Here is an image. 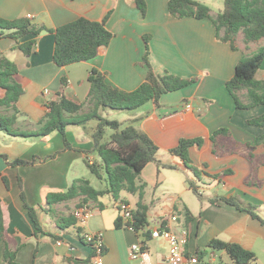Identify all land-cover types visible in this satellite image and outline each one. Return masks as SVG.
<instances>
[{"label":"crops","instance_id":"0c3cea01","mask_svg":"<svg viewBox=\"0 0 264 264\" xmlns=\"http://www.w3.org/2000/svg\"><path fill=\"white\" fill-rule=\"evenodd\" d=\"M145 1L147 14L143 17L134 0H0L1 18L27 19L36 27L48 29H57L81 17L103 21L111 14L106 26L114 34L111 43L101 48L94 59L59 67L54 62L55 34L44 31L26 36L23 42L36 41L34 52L27 57L16 42L0 30V58L16 64V80L24 89L16 104L20 116L15 128L19 131L41 129L40 123L49 112V104L59 98L63 77H67L69 83L66 96L80 103L88 97L89 74L94 69L106 75L110 86L128 92L136 90L148 74L143 64L148 45L149 61L157 75L172 74L195 80L185 89L163 95L160 106L148 103L126 112L120 121L149 136L159 147V160L176 167L160 168L150 163L142 171L141 179L146 184L144 201L150 207L149 228H158L164 220L177 215L179 224L189 230L188 256L197 257L199 252L207 250L204 263L199 264H235L226 252L208 248L216 239L240 244L256 253L257 260L251 264H264V225L223 201L210 202L218 197L239 198L254 206L264 218V143L257 142L264 131L248 123L264 114V105L250 110L237 109L226 87L241 59L264 45L241 43L239 50L234 51L229 43L217 37V28L211 19H176L169 14V0ZM209 8L212 15L222 12ZM145 36L150 37L148 44ZM257 78L264 81V61ZM3 96L4 91L0 89V97ZM87 110L85 106L84 111ZM106 111L103 113L112 115ZM73 116L67 114L69 118ZM108 118L116 120V117ZM96 126L95 121L86 126L70 124L67 127L70 149L65 147L59 132L43 138H22L0 131V210L7 242L17 252L16 260L20 264H73L70 260L88 259L92 249L80 236L97 233L103 234V264H143L130 257L131 246L143 243V239L124 226L116 228L121 213L115 202L114 210L101 202H92L96 207L94 215L82 226H69L64 221L69 216L68 205L72 207L70 202L76 201L73 204L76 206L79 199L59 203L53 207V212L41 209L48 208L49 193L65 192L77 179L86 178L97 189L106 187V182L97 178L95 182L83 168L87 167L85 152L90 153L88 158L92 162L101 161L93 152L92 134ZM221 128L228 129L229 133L219 136L215 146L211 137ZM195 138L204 140L201 146L190 149L192 164L200 172L198 176L170 153L180 140ZM3 155L8 156V161H36L32 165L12 166ZM189 182L198 188L202 200ZM22 192L27 203L38 210L45 233L35 235L33 222L23 205ZM122 197L136 209L138 195L123 193ZM99 203L103 209L99 208ZM60 207H63L61 212ZM187 211L191 214L189 221ZM78 228L82 231L80 235ZM4 247L0 242V264H9L4 257ZM147 247L152 264H165L169 251L167 240L151 239Z\"/></svg>","mask_w":264,"mask_h":264},{"label":"trees","instance_id":"16d2710c","mask_svg":"<svg viewBox=\"0 0 264 264\" xmlns=\"http://www.w3.org/2000/svg\"><path fill=\"white\" fill-rule=\"evenodd\" d=\"M134 1L142 16L145 17L147 14L146 1ZM168 11L170 16L176 19L185 17L211 19L217 28V37L229 43L234 51L239 50L237 39L240 33L243 34L246 44L260 43L264 39V0H225L224 10L217 15H212L211 9L197 0H169ZM110 15L103 21H92L81 17L57 29H48L44 26L36 27L27 19L6 20L0 17V30L7 33L16 42L17 48L27 57L34 52L36 41L23 42L26 36L39 35L44 31L55 34L54 62L59 67H67L94 59L98 56L101 48L107 47L111 43L114 34L106 26ZM149 38L145 36L146 44H148ZM149 54L150 50L147 45L143 64L147 67L148 74L145 82L134 91L128 92L110 86L107 83L106 75L94 69L89 74L90 92L88 97L84 103H80L66 96L65 89L69 83L67 77H63L62 87L58 93L59 98L49 104V112L40 123L41 129L38 131H19L15 128L20 116L16 104L23 95L24 89L16 80L18 74L16 64L5 57L0 58V89L4 91V96L0 97V131L22 138H43L53 132H59L64 138L65 147L70 149L71 146L67 139V127L70 124L86 126L93 121L97 123L92 134L93 152L98 154L101 161L92 162L88 158L90 153L85 152L87 156L85 163L98 180L106 182V187L97 189L90 180L77 179L67 191L49 193L46 202L48 208L41 207V209L47 213L53 212L55 211L53 207L57 204L77 199L80 201L78 204L80 207L92 202L98 203L100 197L104 196H110L117 207L119 203H128L122 197L123 193L138 195L139 201L136 209L132 211L129 225H132L136 233L140 234L144 244L153 238L149 229L150 207L144 201L146 184L141 179L142 171L150 163H156L160 168L176 169V167L163 164L159 160V147L149 136L132 125L125 126L118 120L104 117L103 112L106 110L132 112L151 102L158 107L163 95L180 91L195 83V80L183 79L172 74L157 75L149 61ZM263 61L264 47H261L256 53L241 59L236 67L234 77L227 82V90L233 97L237 109L250 110L264 105V81L257 78ZM85 106L88 107L87 111H84ZM2 109L5 110V114ZM10 111H13V114L10 115ZM67 114L74 116L69 118ZM248 123L264 131V114L249 120ZM108 130L111 131L110 134H108ZM228 133L229 130L226 128L215 131L211 137L215 146L217 138L228 135ZM257 142L264 143V135ZM203 143L202 138L182 139L175 148L170 150V153L179 157L185 167L198 176L200 172L192 164L190 149L194 146H201ZM2 157L9 160L6 155ZM35 161L36 159L33 161L18 159L8 161V163L12 166H20L32 165ZM188 184L202 200L198 188L192 182ZM21 198L24 208L33 222L35 235L45 233L41 226L38 210L27 203L24 192H22ZM219 201H223L239 211L247 212L264 225V218L258 214L257 209L241 199L218 197L210 200L212 204ZM99 208L103 209L101 203H99ZM186 218L187 221L191 219V214L188 211ZM64 221L68 222L69 226L77 225L73 214H69ZM115 225L117 229L123 227L121 215ZM5 231L4 217L0 210V242H3L5 246V260L9 264H20L16 260L17 252L12 250L7 242ZM81 233L82 231L78 228V234ZM50 236L55 237L54 235ZM80 238L82 242H86L84 237L80 236ZM208 248L213 251L226 252L235 264H251L257 260L255 252L247 250L237 243L216 239L209 243ZM206 255L207 250L201 251L197 254V258L201 263H204ZM94 256L95 253L92 250L88 259L70 260V263L92 264Z\"/></svg>","mask_w":264,"mask_h":264},{"label":"built area","instance_id":"2783aa9c","mask_svg":"<svg viewBox=\"0 0 264 264\" xmlns=\"http://www.w3.org/2000/svg\"><path fill=\"white\" fill-rule=\"evenodd\" d=\"M28 18H32V15H28ZM186 108L189 110L191 106H186ZM117 207L121 213L123 226L136 233L134 227L129 225L132 218V207L128 203H119ZM95 209L96 207L90 203L78 207L74 212L77 224L85 225L93 217ZM150 231L153 239H165L169 243L165 264H199L200 261L197 257H189L187 254L189 230L179 224L177 215H172L169 219L164 220L158 228L150 229ZM84 238L95 253L92 264H103L105 253L103 234H84ZM130 257L134 261H142L143 264H152L147 244L144 243L133 244L130 248Z\"/></svg>","mask_w":264,"mask_h":264},{"label":"rangeland","instance_id":"374dc122","mask_svg":"<svg viewBox=\"0 0 264 264\" xmlns=\"http://www.w3.org/2000/svg\"><path fill=\"white\" fill-rule=\"evenodd\" d=\"M198 1H200L201 3H203L204 5H208L209 7H211L212 8V10L213 11H215V12H220V11H223L224 10V8H225V1L224 0H198ZM237 42H238V45L240 46V44L242 43V44H245V42H244V36H243V34L242 33H240L239 35H238V39H237ZM241 44V45H242ZM258 44H260V46L261 45H264V39L260 42V43H258ZM254 46H258V45H254ZM257 48V47H256ZM106 112H111L110 114H112V115H108V113H103V116L104 117H109V116H111V117H116L115 119L116 120H119V121H123L122 120V116H123V114H126V112H124V111H112V110H107ZM96 123V122H95ZM111 133V131L110 130H108V134H110ZM83 168H84V170H85V172L87 173V176H89V177H91L92 178V180H94L95 182L97 181V179H96V177L95 176H92V174L90 173V171H86V170H88L87 169V167L86 166H83ZM99 183V182H98ZM100 184V183H99ZM76 202V201H75ZM75 202H70V204H72V207H70V205H68V209L70 210V212L68 213V215L69 214H73L74 215V212H75V210L79 207L78 205H74L73 206V204L75 203ZM99 202H101L104 206H106V207H108V209H110V210H114V206H113V203H114V201L112 200V198L110 197V196H104V197H100V199H99ZM77 204H79V202L77 203ZM62 206H64V205H62ZM63 207H60V212H61V209H62Z\"/></svg>","mask_w":264,"mask_h":264}]
</instances>
